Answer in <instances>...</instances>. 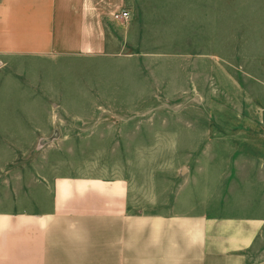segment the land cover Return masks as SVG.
Returning a JSON list of instances; mask_svg holds the SVG:
<instances>
[{"label": "rangeland", "instance_id": "obj_1", "mask_svg": "<svg viewBox=\"0 0 264 264\" xmlns=\"http://www.w3.org/2000/svg\"><path fill=\"white\" fill-rule=\"evenodd\" d=\"M7 2L0 212L104 216L117 205L71 183L119 182L130 219L264 221V0H155L118 54L97 56L8 55Z\"/></svg>", "mask_w": 264, "mask_h": 264}, {"label": "crops", "instance_id": "obj_2", "mask_svg": "<svg viewBox=\"0 0 264 264\" xmlns=\"http://www.w3.org/2000/svg\"><path fill=\"white\" fill-rule=\"evenodd\" d=\"M154 1L8 0V55H116ZM120 11L129 13L127 24L113 19ZM71 184L76 192H87L81 196L103 194L117 206L104 216L83 209L40 218L0 212V264H264L260 218L191 211L130 219L121 206L125 192L119 182L98 189ZM100 233L103 243H97Z\"/></svg>", "mask_w": 264, "mask_h": 264}, {"label": "built area", "instance_id": "obj_3", "mask_svg": "<svg viewBox=\"0 0 264 264\" xmlns=\"http://www.w3.org/2000/svg\"><path fill=\"white\" fill-rule=\"evenodd\" d=\"M129 18V13L126 11H120L113 15V19L118 22H125Z\"/></svg>", "mask_w": 264, "mask_h": 264}]
</instances>
